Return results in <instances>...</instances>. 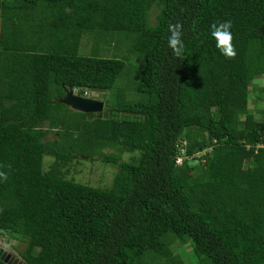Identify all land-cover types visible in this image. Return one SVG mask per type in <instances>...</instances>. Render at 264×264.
Returning <instances> with one entry per match:
<instances>
[{
	"label": "trees",
	"instance_id": "1",
	"mask_svg": "<svg viewBox=\"0 0 264 264\" xmlns=\"http://www.w3.org/2000/svg\"><path fill=\"white\" fill-rule=\"evenodd\" d=\"M226 20L231 59L211 36ZM85 33L137 62V96L120 88L92 118L65 88L114 90L127 63L79 54ZM263 75L264 0H0V233L25 240L23 264H264ZM84 154L117 166L111 185L66 176Z\"/></svg>",
	"mask_w": 264,
	"mask_h": 264
},
{
	"label": "rangeland",
	"instance_id": "2",
	"mask_svg": "<svg viewBox=\"0 0 264 264\" xmlns=\"http://www.w3.org/2000/svg\"><path fill=\"white\" fill-rule=\"evenodd\" d=\"M155 12L156 11H154L151 16L154 19ZM79 54L118 57L124 59L127 63L124 74L118 79L114 90H88V94L85 96L94 97L104 101L103 110L95 111L93 116L102 112L103 114L106 113V98L114 92H117L120 88L125 90L128 98H135L137 96L134 87L136 75L133 69V66L134 68L136 67L137 62L135 61V55L129 51V45H127L126 40L120 36H114L113 34L96 38L92 37L89 33H85L82 36ZM128 71L131 73H128ZM75 93H79V90L75 89ZM61 98H59V100ZM250 102V107L256 114V117L264 120V75L253 81L251 85ZM56 137L57 134L55 131H51L48 135L50 140H53ZM108 150L116 151L117 149L108 148ZM132 154L134 153L126 151L123 153V156L124 158H130ZM52 159V156H45L46 170L49 168ZM66 169H68L66 175L68 178L82 183L92 184L94 186H109L112 183L117 166L110 162L107 164L99 160H91L84 154L80 159H74ZM25 245V240L21 238L11 237L0 233V248L10 252L17 258H20L19 252L24 249ZM177 246L178 244L175 245L176 248Z\"/></svg>",
	"mask_w": 264,
	"mask_h": 264
},
{
	"label": "clouds",
	"instance_id": "3",
	"mask_svg": "<svg viewBox=\"0 0 264 264\" xmlns=\"http://www.w3.org/2000/svg\"><path fill=\"white\" fill-rule=\"evenodd\" d=\"M232 27L233 22L231 20H226L223 22H214L211 25V36L216 42V47L220 50L222 55L230 59L235 58L237 56V50L233 42L234 35L231 31ZM168 30L170 33L167 41L169 49H171L174 57L183 59L185 49V42L183 39V23L181 21L170 23L168 25ZM3 167L10 166H0V181H7L9 178V173L7 171L2 170Z\"/></svg>",
	"mask_w": 264,
	"mask_h": 264
},
{
	"label": "water",
	"instance_id": "4",
	"mask_svg": "<svg viewBox=\"0 0 264 264\" xmlns=\"http://www.w3.org/2000/svg\"><path fill=\"white\" fill-rule=\"evenodd\" d=\"M61 102L72 108L85 112L89 118H92L95 111L103 110L104 101L94 98L85 97L74 92L73 87L65 88V95L60 99ZM0 258L8 264H23L19 258L10 252L0 248Z\"/></svg>",
	"mask_w": 264,
	"mask_h": 264
},
{
	"label": "built area",
	"instance_id": "5",
	"mask_svg": "<svg viewBox=\"0 0 264 264\" xmlns=\"http://www.w3.org/2000/svg\"><path fill=\"white\" fill-rule=\"evenodd\" d=\"M183 151H184V149H183ZM199 154H201V152H199ZM183 158H184V156L179 155L177 160L181 162L183 160Z\"/></svg>",
	"mask_w": 264,
	"mask_h": 264
}]
</instances>
